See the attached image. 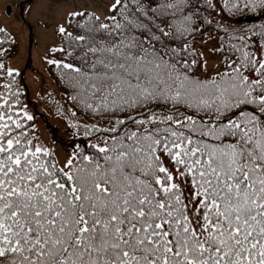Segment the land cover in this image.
I'll use <instances>...</instances> for the list:
<instances>
[{"label": "snow or ice", "instance_id": "snow-or-ice-1", "mask_svg": "<svg viewBox=\"0 0 264 264\" xmlns=\"http://www.w3.org/2000/svg\"><path fill=\"white\" fill-rule=\"evenodd\" d=\"M55 3L4 5L0 264H264V0Z\"/></svg>", "mask_w": 264, "mask_h": 264}, {"label": "rangeland", "instance_id": "rangeland-1", "mask_svg": "<svg viewBox=\"0 0 264 264\" xmlns=\"http://www.w3.org/2000/svg\"><path fill=\"white\" fill-rule=\"evenodd\" d=\"M22 0H0V24L8 23L10 22V18L5 15L4 12V5L11 4L13 5L14 13H19L21 10L19 8H16L15 6L20 4ZM83 2V0H81ZM37 5H42L43 7L38 9L37 11H34L32 16L28 17L29 21L33 23L35 27V20L39 18V11H43L44 18L50 19H57L59 17L60 12L62 11V6H59L55 3V0H36ZM51 3V7H49V4ZM90 6V5H89ZM28 5L25 4V8H27ZM15 27L18 29L20 27L19 22H16ZM34 36L36 39L31 41L33 46V55H32V64L31 69L28 73L25 74V83L29 86V98L31 102L35 105V109L30 107L31 110L35 111L37 116V128H38V134L44 139L45 141H51L54 138V136L57 137V148L58 150L63 151L64 147L67 143H69L71 139V131L66 129L65 122L57 117L53 112H49L45 110V103L44 101H40L37 99V97L34 95V90L41 86V83L39 80H33V76H35V72L32 71V69H35L41 73L43 76V83L44 86L52 88L53 85L51 84V81L47 79V75L44 73L43 65L40 62L39 54H42L45 51V44L51 42V36L50 34H44L41 33L40 29L37 28L36 32L34 33ZM14 66H18L20 62L14 61ZM38 113L40 115L44 116L46 118V122L49 123L48 125L43 120V117H39ZM47 127H50L47 128ZM55 129V133L53 134L51 131ZM68 140V141H67ZM63 142V143H61ZM68 145V144H67Z\"/></svg>", "mask_w": 264, "mask_h": 264}, {"label": "trees", "instance_id": "trees-1", "mask_svg": "<svg viewBox=\"0 0 264 264\" xmlns=\"http://www.w3.org/2000/svg\"><path fill=\"white\" fill-rule=\"evenodd\" d=\"M47 79L50 80V78H48V77H47ZM50 81H51V80H50ZM51 84H52L53 87H54V84L52 83V81H51ZM29 94H30V92H29ZM29 99H30V98H29ZM32 105H34V104H33V102H31V100H30V107H32ZM34 109H35V105H34ZM38 116H39V117H43V120L45 121V123H46L47 125L49 124V123L46 122L47 120H46V118H45L43 115L41 116L40 113H38ZM47 128L50 129V127H47ZM52 129H53V127H52ZM51 132H52L53 134H56V133H55V132H56L55 129H53V131H51ZM54 138L57 139L56 136H54ZM67 141H68V140H67ZM62 143H63V142H62ZM67 144H68V143H67ZM67 144H66V145H67Z\"/></svg>", "mask_w": 264, "mask_h": 264}, {"label": "water", "instance_id": "water-1", "mask_svg": "<svg viewBox=\"0 0 264 264\" xmlns=\"http://www.w3.org/2000/svg\"><path fill=\"white\" fill-rule=\"evenodd\" d=\"M31 43V42H30Z\"/></svg>", "mask_w": 264, "mask_h": 264}]
</instances>
